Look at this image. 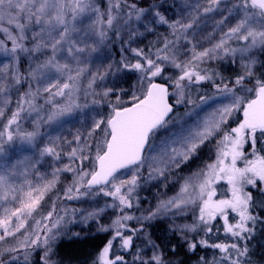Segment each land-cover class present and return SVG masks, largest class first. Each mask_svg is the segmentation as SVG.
Wrapping results in <instances>:
<instances>
[{
    "label": "snow or ice",
    "instance_id": "snow-or-ice-1",
    "mask_svg": "<svg viewBox=\"0 0 264 264\" xmlns=\"http://www.w3.org/2000/svg\"><path fill=\"white\" fill-rule=\"evenodd\" d=\"M180 8L178 17L170 20L155 5L145 9L129 0H107L103 10L97 0H0V33L11 41L8 47L0 40V54L10 58L0 65V120L4 121L0 126V156L5 154V144L35 146L42 123L53 124L71 116L89 107V100L92 105L111 107L109 116L93 119L89 130H78L72 140L48 138L40 157L60 161L64 153L69 161L54 167L51 178L39 175L33 183L28 167L21 170L7 159L0 161V264H19L21 256L17 253L22 250L28 264L27 249L38 247L44 248V264H48L51 241L58 235L54 230H59L62 222L66 225L75 219L76 209L70 220L64 219L66 210L53 219L54 201L47 214L41 213L42 203L60 183L61 173L72 174L66 177L71 183L63 189L65 199L80 200L102 193L113 201L88 210L83 220L98 222L109 207L121 213L108 227L99 225L111 239L97 253L94 264H170L160 245L150 238V254L137 248L136 233L144 234L145 221L170 212L186 215L188 211H193L194 223L178 227L188 241V250L195 252L199 245L222 254L211 261L200 257L199 264H251L247 241L255 235L258 224L264 225V216L257 211H264V155L256 147L258 140L264 143V74L256 76L257 56L264 55V0H182ZM134 24L149 32L155 30V24L166 25L170 35L162 37L161 46L154 52L122 49L130 51L134 60L124 57L117 64L93 62L94 54L106 42L121 40L122 33H127L129 40L142 35ZM204 40L210 44L205 45ZM22 54L30 61L26 73L19 68ZM219 60H239L242 72L225 82L219 72L205 66ZM171 69L176 73L168 76ZM122 72L139 75L134 90L129 91L134 103L118 107L123 101L116 94L117 87H109L106 81ZM157 77L170 81L175 91L170 93L169 85L156 82ZM205 83H210L215 93L193 99L192 93L200 91L193 86ZM13 92L17 94L15 101ZM170 96L176 98V104L193 105L185 115L196 116L193 123L176 131L169 127L175 116ZM110 98H115V103ZM220 98V105L207 115L201 117L196 111ZM44 105L49 108L45 110ZM236 112L242 113V122L225 128ZM33 113V129L28 131L21 121ZM213 138L214 162L182 178L176 196L160 201L141 216L125 211L139 207V198L133 194L141 186L142 169L147 170V179L167 180L168 173L187 164ZM64 144L69 146L67 151ZM245 145L252 149L251 158L245 153ZM221 180L230 186L228 199H214V185ZM229 213L235 214V223L230 222ZM34 214L41 218L35 220ZM218 218L223 221L224 233L234 241H244L243 245L188 240L189 233H213ZM29 219H34L35 227L22 232ZM132 220L141 226L130 227L127 222ZM114 244L119 252L113 250ZM125 252L131 256L126 257Z\"/></svg>",
    "mask_w": 264,
    "mask_h": 264
},
{
    "label": "rangeland",
    "instance_id": "rangeland-1",
    "mask_svg": "<svg viewBox=\"0 0 264 264\" xmlns=\"http://www.w3.org/2000/svg\"><path fill=\"white\" fill-rule=\"evenodd\" d=\"M130 1V0H129ZM133 1H141V0H132ZM156 2L153 4L155 5L158 10L162 12V14L166 15L167 18L174 19L177 18L181 8L180 5L182 0H155ZM157 1H159L157 3ZM98 2V1H97ZM98 4L102 9L101 4ZM153 5L145 6L142 8L150 9ZM140 7V6H139ZM216 15V14H213ZM134 27L139 28V32L142 35L133 36L130 40L128 38L127 33H122V39H124V45L134 47L138 43L147 40L148 38L159 37L162 38L164 36H169L170 32L166 25L155 24L152 27L155 29L154 31H145L144 27L140 25H135ZM212 25H208V31H211ZM109 35H112L109 33ZM121 39V40H122ZM121 40H113L111 42H106V46L101 49L99 53L94 54L93 62L97 65L103 64H114L115 52L113 47L119 46L118 43ZM205 45H209L210 41L204 40L202 41ZM8 46V45H7ZM11 47V46H8ZM258 61H260L256 68V76L259 77L264 74V55L257 56ZM24 60H28V57L25 55H21L19 68L21 71V67L24 65ZM10 61L9 57H6L0 54V65L7 63ZM214 69L215 71L219 72L220 75L223 77L225 82L234 80L235 77L242 72V68L240 66L239 60L237 63H231L228 60H219V61H212L210 65H205ZM176 70L171 69L167 71L168 76L175 75ZM139 74L137 73H120L117 76H110L109 79L106 81L109 87L116 86L117 87V95L123 101L122 105H118V107L122 106H130L134 101L132 100L131 95H129L130 90H134L133 86L136 84V79ZM156 79H160L157 77ZM166 82L170 85V81L161 80ZM231 86V85H230ZM252 85L249 84L248 87ZM194 88H199L200 91L198 93H192L193 99H196L199 95H208L211 96L215 93V88L210 83H205L201 85H195ZM203 87V88H202ZM123 88L124 91L121 92L119 89ZM171 92H174L175 89L170 85ZM241 95H248L250 94L241 93ZM17 98V94L13 92V101ZM112 99V102L115 103V98ZM221 99L210 101L208 105L202 106L200 109L196 111L200 113V116H205L208 114L209 111L213 110L214 106H219L221 103ZM172 103L176 106L175 116L173 117L172 122L170 123L169 127L176 131L184 124H191L196 120V116H187L185 113L190 112L193 109V105H185V104H176V98L171 96ZM227 102V101H225ZM83 103V99L81 100ZM13 103V108H14ZM111 113V107L107 105L105 108L101 106L92 105L89 100V107L83 108L81 110H77L71 116L63 117L60 121L53 123V124H46L42 123L41 125V136L38 137L35 146H29L27 144H18L11 146L8 150H5L4 156H0V161L7 159L10 163L16 165L19 169H24L28 167L29 170V178L33 180V183H36L39 179V175L45 176V178H51L50 174L54 167H62L64 164L69 163L67 156L64 153H61V160L54 161L51 157H40L39 151L45 145L49 143V137H61V141L63 142V138H67L68 140H72L73 137L76 135L77 131L79 130L80 133H85L89 130L90 125L93 122V119H100L102 117H107ZM43 115V113H41ZM36 114L33 113L32 117H28L26 120H22L24 125V129L31 131L33 129V117ZM242 113L236 112L233 116L229 119L225 128H231L238 126L239 122H242ZM259 135V134H258ZM83 139V137H82ZM216 138L209 140L203 145L199 150L197 156L193 157L187 164L181 165L178 169H173L170 173H168L167 180L164 178L159 179H147L148 172L145 169H142L140 175L141 179V186L137 189V191L133 194L139 198L138 203L139 207H134L133 209H126L125 211L129 214L134 216H141L147 214L149 210H154L156 206L162 200L170 199L176 196L180 190V186L183 183L182 178H186L200 169L204 168L207 163H212L215 160V153H216V144L213 142ZM259 141V140H258ZM218 142V141H217ZM258 143V142H257ZM65 151L68 149V145L64 144ZM258 148V145L256 146ZM264 149V145H263ZM245 153L251 158V147L249 145H245ZM261 155H264V152H260ZM87 163V162H86ZM35 165V167H31ZM74 167L76 165H73ZM238 166H242V162H238ZM127 172V171H126ZM71 173H61L60 174V183L56 186V189L49 193L48 196L42 203L41 213L42 215L47 214V212L51 209L52 202H55L56 211L53 213V219L56 218V214L64 215L65 210L68 213V217L65 220H70L72 217V210L76 209L75 212V219L71 220V222L67 223L66 225L62 222L61 228L58 231H64L67 234V238L70 239H83L87 238L92 235L96 234H110L109 232H102L99 230V225H103L104 227H108L112 221L121 213L118 210L107 208L106 211L99 217L98 222L95 220H83V216L86 214L88 210L95 209L97 207H104L106 204H111L113 201L111 197H105L101 193L98 196H94L92 198H83L80 200H68L64 198L63 188L67 187L71 183V179H66V177H71ZM130 178V177H125ZM21 181L23 177L19 178ZM146 181V182H145ZM226 186V187H225ZM216 189V196L214 199H226L227 194L231 196V192L229 190L230 186L226 183V181L221 180L217 184L214 185ZM254 191V190H253ZM59 196V199H57ZM235 216V214H234ZM40 216H36L34 214V219L39 220ZM34 219H29L27 221V227L22 229V232H27L35 227ZM219 222L222 220L220 218ZM230 220V219H229ZM195 221V216L193 215V211H188L186 215H174L173 213H167L155 219L153 221H145L144 222V234L137 232L135 236L137 248L143 249L146 254H150L152 252L151 246L148 244V239L150 238L151 241H154L156 244L160 245V250L163 251L164 255L166 256V252L172 251V248L176 245H179V242L184 241L185 239L182 238L180 232L178 231V227L185 225V224H192ZM236 221V220H235ZM232 221V223H235ZM44 223H50L48 221H44ZM130 227H140L141 225L137 224L136 220L128 221L127 222ZM223 223V221H222ZM161 230V234L155 236V232L157 230ZM139 234V236H138ZM146 234V235H145ZM18 236L20 233L17 234ZM41 236L45 235L44 232L40 233ZM196 233H189L188 239L195 236ZM231 237V236H229ZM232 238V237H231ZM11 240V238H10ZM15 243V241H11ZM238 242L241 245L244 244V241H234ZM210 243V241H209ZM247 245L250 249L251 254V264H260L262 260H264V231H260L255 233V235L247 241ZM29 253L30 250L27 249ZM23 252V251H22ZM21 252V255H22ZM35 254L39 253L40 256V264H44V248L38 247L33 249ZM127 255H131V253L126 252ZM33 254H30L29 257L32 258ZM35 256V255H34ZM213 257L219 258V255H214L213 253H207L205 258L209 261ZM263 258V259H262ZM48 264H55L52 256L51 251L48 254ZM262 259V260H261ZM32 264V262H28ZM264 264V262H261ZM19 264H25L23 257L20 259Z\"/></svg>",
    "mask_w": 264,
    "mask_h": 264
},
{
    "label": "trees",
    "instance_id": "trees-1",
    "mask_svg": "<svg viewBox=\"0 0 264 264\" xmlns=\"http://www.w3.org/2000/svg\"><path fill=\"white\" fill-rule=\"evenodd\" d=\"M97 1L101 4L102 9H104L107 0H97ZM129 2H132V0H130ZM133 2H135L140 7L141 6L148 7L150 5H153L156 1L155 0H141V1H133ZM158 2L159 1H157V3ZM161 39L162 38H159V37L158 38L154 37L151 39L148 38L147 40H144L143 42L138 43L134 47H131V46L128 47L124 45V41H123L124 39H122L121 42L118 43L119 46L113 47L114 52H115L114 64L119 63L124 57H127L130 60L135 59L130 51H122V49L141 48V49H144L145 52H149L150 49L154 52L155 47L161 46L160 45ZM0 40H3L8 46H11V41L7 40V38L2 33H0ZM29 63L30 61L24 60V65L21 67V72L26 73L28 71ZM156 82H163V81H161L160 79H156ZM163 83H166V82H163ZM21 88L23 89L24 86L21 85ZM106 106L107 104L102 106V108H105ZM48 108H49L48 105H44L45 110H47ZM42 113L43 115L45 114L44 112ZM3 123L4 121L0 120V126H2ZM21 124H22V127L24 128L22 121H21ZM18 144L19 142L13 145H18ZM13 145L5 144V150H8ZM257 145H258L257 150L259 152H264V150H262L264 143H261L260 141H258ZM230 197L231 196L227 194L226 199ZM257 211L259 212L261 216H264V211H261V210H257ZM67 217L68 215L65 216L64 219H66ZM229 219H230V222L236 220L234 213H229ZM213 227H214L213 233H210L207 236H205L203 233H196L195 236L189 238L188 240L192 242H196L203 238V239H207L208 242L210 241V243L212 242L231 243V240L233 238L229 237V235H226L224 233L222 221L219 222V219H217V221L214 222ZM217 229H219V231H217ZM54 231H57V230H54ZM260 231L262 232L264 231V225L258 224L257 232H260ZM159 234H161V230L158 229L157 232H155V236ZM109 239H111V234H96V235H92V236H89L83 239H70V238H67V234L64 231H58V235L56 236L55 240L51 241V256L55 264H94V260H95L97 253L107 243ZM134 242L136 244V241ZM187 243L188 241L186 240L181 241L179 242V245H176L173 247L175 251L166 252L165 258L170 262V264H199L200 257L205 258L207 253H213L214 255H219V256L222 255L221 253L218 252V250L204 248L199 245L195 252H190L188 250ZM29 250L31 252L30 254H33V256L32 258L29 257L28 262H32V264H40L41 255L39 253L35 254L36 252H33V249H29ZM113 250L116 252H119V248L117 244H114ZM123 254L126 257L131 256V255H127L126 252ZM17 255H20L21 258L23 257L21 253H17ZM261 262H264V260H262ZM261 262L259 263L263 264Z\"/></svg>",
    "mask_w": 264,
    "mask_h": 264
},
{
    "label": "water",
    "instance_id": "water-1",
    "mask_svg": "<svg viewBox=\"0 0 264 264\" xmlns=\"http://www.w3.org/2000/svg\"><path fill=\"white\" fill-rule=\"evenodd\" d=\"M158 83H161V82H158ZM169 91L171 92L170 87H169ZM169 103H170V104H173L172 101H171V99H170V97H169ZM173 105H174V104H173ZM175 110H176V106L174 105V109H173L174 113H175ZM122 171L126 172V171H128V170H122Z\"/></svg>",
    "mask_w": 264,
    "mask_h": 264
}]
</instances>
